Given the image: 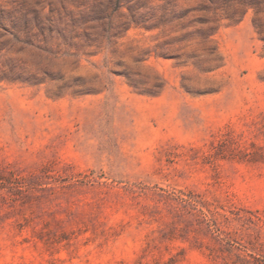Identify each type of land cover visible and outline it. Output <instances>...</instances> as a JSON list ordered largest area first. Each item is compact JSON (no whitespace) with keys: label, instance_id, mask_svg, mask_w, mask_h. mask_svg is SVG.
Returning a JSON list of instances; mask_svg holds the SVG:
<instances>
[{"label":"rangeland","instance_id":"rangeland-1","mask_svg":"<svg viewBox=\"0 0 264 264\" xmlns=\"http://www.w3.org/2000/svg\"><path fill=\"white\" fill-rule=\"evenodd\" d=\"M0 264H264V0H0Z\"/></svg>","mask_w":264,"mask_h":264}]
</instances>
